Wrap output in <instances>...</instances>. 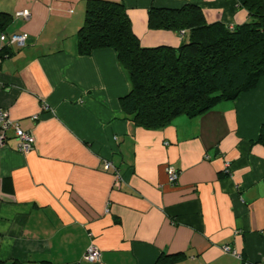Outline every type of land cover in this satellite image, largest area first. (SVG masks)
I'll list each match as a JSON object with an SVG mask.
<instances>
[{
	"label": "crops",
	"instance_id": "crops-1",
	"mask_svg": "<svg viewBox=\"0 0 264 264\" xmlns=\"http://www.w3.org/2000/svg\"><path fill=\"white\" fill-rule=\"evenodd\" d=\"M86 1L0 0V34L26 35L23 47L0 41V107L35 138L23 153L9 130L0 146V264H155L163 253H181L177 264L264 263V75L198 116L139 126L120 106L131 84L115 51H78ZM110 1L145 47L181 42L148 27L152 6L195 4L227 27L248 20L237 0ZM90 244L98 261L83 258Z\"/></svg>",
	"mask_w": 264,
	"mask_h": 264
},
{
	"label": "trees",
	"instance_id": "trees-1",
	"mask_svg": "<svg viewBox=\"0 0 264 264\" xmlns=\"http://www.w3.org/2000/svg\"><path fill=\"white\" fill-rule=\"evenodd\" d=\"M248 20L208 23L199 6L148 9V27L179 33L177 46H142L121 2L87 0L77 33L81 54L111 48L127 71L131 88L122 111L137 125L156 129L173 118L198 116L217 102L236 99L264 75V0H237ZM257 142L264 145V123ZM181 253L160 254L155 264H177Z\"/></svg>",
	"mask_w": 264,
	"mask_h": 264
},
{
	"label": "built area",
	"instance_id": "built-area-1",
	"mask_svg": "<svg viewBox=\"0 0 264 264\" xmlns=\"http://www.w3.org/2000/svg\"><path fill=\"white\" fill-rule=\"evenodd\" d=\"M15 15L27 18L29 16V12L27 10H21L17 11ZM230 28H232V26H230ZM178 34L182 38V36L184 35V31L181 30ZM0 41L6 43L7 45L16 44L19 47H23L26 45V35L20 33H12L10 35H6L4 33H1ZM43 108L48 109V106L44 104ZM33 118L36 119L37 116H33ZM9 130L13 131L18 151L28 153L33 149L35 143L33 134L20 128L18 123L10 116L9 111L0 107V146H2L7 140V133ZM229 167L230 163H225L226 172L229 171ZM103 169L106 171H112L114 176V187L120 188L123 182V178L120 170L115 166V164L110 160H105ZM166 170L168 182L173 185L176 184L178 179V172L171 166L167 167ZM223 249L225 252H230L234 255L236 254L235 251L231 250L229 246H224ZM99 257L100 251L94 244H90L83 255V258L89 262L98 261Z\"/></svg>",
	"mask_w": 264,
	"mask_h": 264
}]
</instances>
